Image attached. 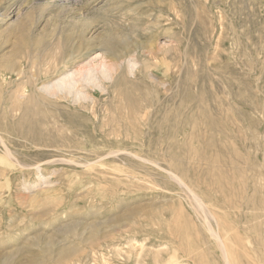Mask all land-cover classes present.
I'll use <instances>...</instances> for the list:
<instances>
[{"label": "rangeland", "instance_id": "obj_1", "mask_svg": "<svg viewBox=\"0 0 264 264\" xmlns=\"http://www.w3.org/2000/svg\"><path fill=\"white\" fill-rule=\"evenodd\" d=\"M0 67V264H264V0H0Z\"/></svg>", "mask_w": 264, "mask_h": 264}, {"label": "bare ground", "instance_id": "obj_2", "mask_svg": "<svg viewBox=\"0 0 264 264\" xmlns=\"http://www.w3.org/2000/svg\"><path fill=\"white\" fill-rule=\"evenodd\" d=\"M84 36H82V38H83ZM79 41V40H78ZM125 40H121V42H119V44H120V46H118L120 49H117V45L116 44H113V42H111V40H109V39H107L106 38V40H104L103 41V44L105 45L104 47L106 48V50L108 51V54L110 55V58L111 59H113L114 61L113 62H104V64H103V70H102V72L103 73H105V71L106 72H108V71H110V70H114V69H116V66H117V64H118V62H117V60H118V57H120V55H122V54H124V55H127L129 52H133V51H137V48L136 47H134V48H130V46L126 43V42H124ZM116 45V46H115ZM139 45V44H138ZM133 47V46H132ZM17 50H19V49H17ZM152 54V53H151ZM150 54V55H151ZM129 57V56H128ZM184 57V56H183ZM116 59V60H115ZM120 61V60H119ZM5 63H6V65H8L10 62L9 61H4ZM101 65H102V63H101ZM130 66V65H129ZM101 67V66H100ZM131 67V66H130ZM129 67V68H130ZM165 67V66H164ZM1 68V67H0ZM99 68V67H98ZM84 69V68H83ZM90 69V68H89ZM93 69V68H92ZM132 69V68H131ZM89 71H91V69L89 70ZM88 70H87V68H85L83 71L82 70H79L77 73H76V75L78 76V77H71V76H63V77H60V78H58V79H56V80H54V81H52V82H49V83H46V84H43L42 86H41V88L40 89H42L43 90V94H40V93H37L38 92V90L37 89H35V90H37V92L35 91V90H30L31 92H30V94L28 95V97L26 98V100H25V106L26 107H24L26 110L28 109V107H32V108H34V109H31L32 111L33 110H40V111H38L39 112V114L41 113V116L44 114L43 112L45 111V106L46 105H48V104H51V101L52 100H57V98H53L52 100L50 99V96H58V94L59 93H61V94H69V93H71L72 91H73V89H74V86L76 85V84H78L79 82L81 83V84H83V82L84 83H88V84H90L89 82H93V80H94V77H95V75L94 74H92L91 72H89ZM98 71V70H97ZM112 72V71H111ZM110 72V73H111ZM131 74V73H130ZM108 76V75H107ZM38 82V81H37ZM39 85V84H38ZM85 85V84H84ZM91 85V84H90ZM83 86V85H82ZM86 86H87V84H86ZM35 87V86H34ZM90 87V86H89ZM92 87V86H91ZM36 88V87H35ZM99 88V87H98ZM11 91V90H10ZM42 92V91H41ZM60 94V95H61ZM14 96V95H13ZM66 96V95H65ZM15 97V96H14ZM68 97V96H67ZM72 97V96H71ZM70 97V98H71ZM17 99V98H16ZM73 99V98H72ZM71 99V100H72ZM13 100V99H12ZM18 100V99H17ZM73 101V100H72ZM77 101V100H76ZM131 101V100H130ZM54 102V101H53ZM74 102H75V99H74ZM161 102V101H160ZM56 103V102H55ZM22 104H23V102H22ZM49 106V105H48ZM44 107V108H43ZM9 108V107H8ZM23 108V107H22ZM21 108V109H22ZM23 108V109H24ZM41 108H43L42 110H41ZM164 108V107H163ZM232 109H233V107H230V106H228V107H226V109L225 110H223V114H221V117L222 118H225V119H228V121L229 120H232V119H234L235 120V116H234V113L232 112ZM30 110V109H29ZM28 110V111H29ZM16 111V110H15ZM43 111V112H42ZM37 112V113H38ZM8 113V112H7ZM6 113V114H7ZM31 113V112H30ZM8 115V114H7ZM15 115V114H14ZM174 115V114H173ZM20 116H22V115H20ZM24 116V115H23ZM175 116V115H174ZM38 117V116H37ZM44 117V116H43ZM177 117V116H176ZM175 118V117H174ZM176 119V118H175ZM24 120V119H23ZM123 121V120H122ZM16 124V123H15ZM43 124V123H42ZM30 132V131H29ZM25 132V134L24 135H26V136H24V135H20V137L22 136V137H25V138H28V139H30L31 140V144L33 145V146H36V143L34 142V140H32L31 139V135H30V133L32 132ZM35 132V131H34ZM37 132V131H36ZM41 132V131H40ZM102 132V131H101ZM105 132V131H104ZM39 133V132H38ZM44 133V132H43ZM42 133V134H43ZM47 133V132H46ZM45 133V134H46ZM65 133V132H64ZM133 133V132H132ZM41 134V133H40ZM53 134V133H52ZM62 134V133H61ZM72 134H73V132H72ZM15 135L16 136H18L16 133H15ZM56 135V134H55ZM54 135V136H55ZM59 136H60V132H59V134H58ZM75 135V133L73 134V136ZM58 136V137H59ZM63 136H65V135H63ZM2 137V136H1ZM21 137V138H22ZM33 137H34V134H33ZM57 136H55V138H56ZM44 138H46V137H44L43 136V139ZM48 138V137H47ZM62 138V137H61ZM72 138V137H71ZM75 138H76V136H75ZM36 140V139H35ZM49 140V139H48ZM54 140V139H53ZM67 140V139H66ZM28 141V140H27ZM37 141V140H36ZM72 141V140H71ZM74 141V140H73ZM1 142H2V140H1ZM5 142V141H4ZM4 142H2L3 144V149H4V153H6V155L8 156V157H11L12 156V151H11V149H9L8 147H7V145L4 143ZM75 142V141H74ZM55 143H57V142H55ZM61 143V142H60ZM73 143V142H72ZM66 144V143H65ZM69 144H70V142H69ZM74 144V143H73ZM69 146V145H68ZM67 146V147H68ZM37 148V147H36ZM59 148H61V147H59ZM65 148V147H64ZM215 149V148H214ZM224 149V148H223ZM216 150V149H215ZM214 150V151H215ZM226 150V149H225ZM263 151H264V148H263ZM213 154V153H212ZM220 154H223V153H220ZM219 155V154H218ZM213 156V155H212ZM220 156V155H219ZM229 156V155H228ZM205 158V157H204ZM208 159V158H207ZM206 159V160H207ZM216 158H214V160H215ZM232 159V158H231ZM206 160H204V161H206ZM213 160V161H214ZM220 160V159H219ZM209 161V160H208ZM212 161V162H213ZM244 161V160H243ZM263 161H264V159H263ZM211 161H209V163H210ZM211 162V163H212ZM218 162V161H217ZM223 162H224V160H223ZM201 163V162H200ZM202 163H203V159H202ZM205 163V162H204ZM203 163V164H204ZM230 163V162H229ZM211 165V164H210ZM233 165V164H232ZM236 165V164H235ZM262 165H264V164H262ZM213 166V165H212ZM254 167V166H253ZM214 168V167H213ZM218 168V167H217ZM222 168V167H221ZM220 169V168H219ZM242 169V168H241ZM243 169H244V167H243ZM214 170H215V168H214ZM218 170V169H217ZM201 171V170H200ZM202 171H203V168H202ZM219 171V170H218ZM240 171V170H239ZM204 173V172H203ZM231 174V173H230ZM207 175V174H206ZM220 175V174H219ZM240 175V174H239ZM255 175V174H254ZM260 175V174H259ZM258 175V176H259ZM213 176H214V174H213ZM222 176V175H221ZM231 176V175H230ZM264 176V175H263ZM184 177V176H183ZM198 177V176H197ZM211 177V176H210ZM232 177V176H231ZM244 177H246L245 175H244ZM256 177V176H255ZM220 178H222V177H220ZM219 178V179H220ZM240 178V177H239ZM247 178V177H246ZM259 178V177H258ZM223 179V178H222ZM242 179V178H241ZM254 179V178H253ZM182 180V179H181ZM181 180H179L180 182H181ZM246 180V179H245ZM259 180V179H258ZM204 181V180H203ZM213 181H214V179H213ZM233 181V180H232ZM231 181V182H232ZM242 181V180H241ZM247 181V180H246ZM245 181V183H247ZM184 182V181H183ZM182 182V183H183ZM216 182V181H215ZM226 182V181H225ZM254 182V181H253ZM179 183V182H178ZM204 183V182H203ZM207 183V182H206ZM217 183V182H216ZM252 183V182H251ZM181 184V183H180ZM212 184V183H211ZM242 184V183H241ZM186 185V184H185ZM204 185V184H203ZM243 185V184H242ZM247 185V184H246ZM256 185V184H255ZM184 186V185H183ZM208 186H209V184H208ZM212 186H213V184H212ZM215 186V185H214ZM221 186V185H220ZM189 188V187H188ZM243 188V187H242ZM251 188H253V187H251ZM258 189V188H257ZM247 190V189H246ZM245 190V191H246ZM190 191V194H191V198L193 199V201H194V203H195V206H196V208L195 209H198V211L200 212V214L202 215V216H204V217H207V212H210V211H207L206 210V208H205V205L203 204V202H202V200H201V198L197 195V194H195V193H191L192 191L191 190H189ZM252 191V190H251ZM186 192V191H185ZM221 192V191H220ZM258 192V191H257ZM230 193V192H229ZM239 195V194H238ZM249 195V194H248ZM228 196V195H227ZM225 197H226V195H225ZM229 197V196H228ZM234 197V196H233ZM232 197V198H233ZM255 197V196H254ZM241 198V197H240ZM245 198V197H244ZM223 199H224V197H223ZM229 199H231V198H229ZM238 200V199H237ZM241 200V199H240ZM189 201V200H188ZM191 201V200H190ZM237 205V204H236ZM239 206V205H238ZM237 206V207H238ZM194 207V206H193ZM194 209V208H193ZM194 209V210H195ZM197 211V212H198ZM209 214V213H208ZM210 215H211V217H213V215H215V214H213L212 212H210ZM216 217V216H215ZM202 219H204V218H202ZM205 221V220H204ZM218 223V222H217ZM205 224V223H204ZM210 224V223H209ZM208 223L206 224V225H208L207 227H209L210 225H209ZM205 225V226H206ZM243 226V225H242ZM208 229V228H207ZM246 230V229H245ZM214 231V230H213ZM215 237H216V239H218V245H219V247H220V251H222V254H223V256L225 257L224 259L225 260H227L228 261V259H227V255H226V250H225V245H224V242H223V240H221V239H219V236L217 235V232H215V233H213V232H211ZM211 233H209V234H211ZM219 234V233H218ZM214 237V238H215ZM223 238V237H222ZM213 239V238H212ZM215 241V240H214ZM228 241V240H227ZM216 242V241H215ZM217 244V243H216ZM218 247V248H219ZM227 261H226V264H227ZM224 262V261H223Z\"/></svg>", "mask_w": 264, "mask_h": 264}]
</instances>
